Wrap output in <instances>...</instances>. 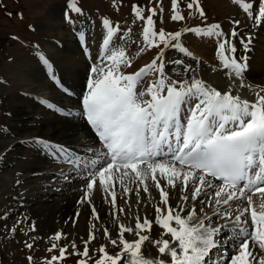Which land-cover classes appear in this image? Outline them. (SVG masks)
I'll list each match as a JSON object with an SVG mask.
<instances>
[{
    "label": "snow or ice",
    "instance_id": "snow-or-ice-1",
    "mask_svg": "<svg viewBox=\"0 0 264 264\" xmlns=\"http://www.w3.org/2000/svg\"><path fill=\"white\" fill-rule=\"evenodd\" d=\"M230 4L234 14L224 18L230 25L225 28L223 21L209 19L202 0H170L169 20L178 27L166 30L161 0L132 3V24H140L133 40L127 23L122 27L98 9L90 19L82 0H65L52 31H71L77 41L83 66L79 92L66 83L55 50L39 43L31 50L48 81L63 95L77 97V111L64 114L66 123L73 129L83 124L91 135L74 133L79 148L51 137L18 139L9 123L13 114L6 112L0 140L9 142L0 160L16 145H40L59 169L52 179L79 181L76 203L88 205L93 220L100 217L99 194L109 205L112 227L88 230L82 248L57 230L47 238L48 255L38 261L31 254L39 243L30 235L35 221L24 214L8 226L6 211L2 235L7 240L23 234L27 264H64L71 255L78 257L75 264H264V80L249 81L250 54L264 33V0ZM111 6L118 12L123 4L111 0ZM192 19L200 23L190 25ZM186 34L214 44V64L186 46ZM93 36L95 48L89 43ZM53 42L62 48L59 38ZM169 50L177 55L169 56ZM40 103L56 109L46 98ZM142 204L151 214L141 215ZM79 213L77 208L69 220L75 223ZM97 232L100 242L92 248Z\"/></svg>",
    "mask_w": 264,
    "mask_h": 264
},
{
    "label": "rangeland",
    "instance_id": "rangeland-1",
    "mask_svg": "<svg viewBox=\"0 0 264 264\" xmlns=\"http://www.w3.org/2000/svg\"><path fill=\"white\" fill-rule=\"evenodd\" d=\"M79 2L80 0H78ZM82 2L90 19L96 18L98 9L100 13L113 16L122 27L125 23L132 27L131 38L133 40L140 36L139 22L136 25L132 24L130 5L137 2L141 5H147L148 0H118L123 4L118 12L111 6V0H82ZM156 2L157 0H151L152 5H155ZM161 3L164 7L165 29L178 27L176 23L169 20L170 0H161ZM202 3L210 20L223 21L225 28L230 26L224 19L230 14H234L230 0H202ZM64 7L65 0H0V80L4 81V83H0V124L6 119L5 113L11 112L13 115L9 123L12 128V135L18 139L41 136L44 138L51 137L53 140L63 141L70 145L73 142L74 137L71 138L70 135V130L73 128L65 124V113L63 114L55 109L49 110L46 105L40 103L41 98L48 99L51 93L52 96L55 95L53 91L61 94L62 92L48 81L45 71L37 63L31 50L32 45L36 43H39L45 50H55L56 57L62 60L61 74L64 75L66 83L74 84L78 88L79 76L82 75L83 69L81 74L79 76L75 75V77L73 76L74 71L69 72L67 70L70 58L82 61L77 41L73 38L71 31H57L55 33L52 31V27L59 24V17ZM7 12H11V16L6 15ZM18 13H22V18ZM237 18L241 19L243 24V16ZM199 23V19L189 21L190 25ZM77 24H79V21H77ZM29 25H35L36 30H30ZM156 26L157 28L160 27L159 19H157ZM85 28H89L87 22ZM13 35L19 37V39H12ZM54 36L63 42L62 48L56 49L53 42ZM262 38H264V33H261L257 38L258 42L256 44L259 43L260 45ZM94 39L93 36L89 40L93 48L96 47V44L93 43ZM183 39L189 48L195 50L202 61H206L209 65L215 63L214 44L210 40L201 41L187 34ZM132 50H134L132 51L134 54L136 51L135 46ZM153 51L150 50L147 54H141V56L146 60L148 56L153 54ZM167 54L169 56L177 55L175 50H169ZM255 79L259 80L258 82L264 80V74H260ZM21 93H28V95H22ZM53 98L55 99V97ZM66 98L69 100L67 102H71L73 105L76 103V96L71 98L66 96ZM30 104L34 105V108L40 112L36 120L30 116L32 115ZM60 123H64L63 126L61 125V130L58 129ZM53 128H57L59 131L52 136L51 131ZM75 129L72 130V133L86 134L85 127L81 129L82 131H75ZM8 142L0 140V150ZM34 155H39V159L31 160ZM36 164H38V172L32 173L30 170ZM54 168L57 167L50 163V157L43 152L38 144L18 145L3 160H0V221L3 220V213L6 211L9 213L6 220L8 226H11L16 219H21L24 214L35 221L36 232L30 235H35L39 243L31 254L38 261H42L48 255L45 250L47 238L57 230L67 233L68 239H74L77 246L81 248L82 240L87 239V234L78 232L75 228L77 224L76 217H74L75 223L70 222V215H67L65 210L55 207L64 204L74 194L78 198L82 195L79 181L65 182L63 179L54 181L52 179L53 175L49 174ZM18 173L21 174L19 176L20 185L15 183ZM29 176L31 179H28ZM131 210L133 213L136 212L133 207ZM109 219L110 217L106 215L103 218L100 217V220H93L91 224L89 223V229L94 227L102 231L103 227L100 229L99 221L102 220L101 223L105 225ZM121 219L123 220L124 217H121ZM65 221H68V225H70L68 226ZM3 231V224L0 223V264H27L24 257L29 254V251L22 248L20 243L24 239L23 234L18 233L16 239L9 238L5 240L2 235ZM99 242V232H97V239L90 246L95 248ZM61 243H64V241L62 240ZM69 251H71L70 248ZM154 251L155 249H153ZM77 259L76 255L67 256L64 264H75Z\"/></svg>",
    "mask_w": 264,
    "mask_h": 264
},
{
    "label": "bare ground",
    "instance_id": "bare-ground-1",
    "mask_svg": "<svg viewBox=\"0 0 264 264\" xmlns=\"http://www.w3.org/2000/svg\"><path fill=\"white\" fill-rule=\"evenodd\" d=\"M260 41L262 43L260 45H259V43L256 44L255 50L251 53V56H250V62H251V65H252L251 69L252 70H251V73L249 75V77H250L249 78V81L252 82V83H259L258 82L259 80H257L258 78L257 79H255V78L258 77V76H260V74H264V38H262ZM80 57H81V54H80ZM188 59L190 60L191 58H188ZM68 61H69L68 62L69 64H67L68 65V69L67 70L69 72L70 71L71 72L74 71L73 72V76L74 77H75V75L79 76L81 74V72H82V69H83L82 61L81 60H75V59H72V58H70ZM51 89H52V87H51ZM76 91L79 92V86H78V88H76ZM53 94H55V95L52 96V93H51V95L48 96V99L50 98V100L52 101L51 102L49 100V102L56 104V109H55L56 111H57V109H59L58 112H61L63 114L66 113V112L76 113V111H77V109L75 107V104L76 103H74V105H73L71 102H67L69 100H67L66 96L64 97L63 94L58 93L57 91H53ZM53 97H55L56 100ZM29 107L31 108L30 113H32V115H30L31 118L36 120V118L39 117L38 115H40V114H38V113H40V112L37 111L36 108H34V105H32V104H30ZM77 119H79L78 116H77ZM62 124H64V123H60V126H58V129L61 130V128L63 126ZM65 124H67V123H65ZM84 127L86 129V134L91 135V133L89 132V130L83 124H81L79 127H77V129H75V131L76 130L77 131H82L81 129H83ZM58 129L57 128H53L52 131H51V135L53 136L54 134H56L57 131H59ZM72 130L73 129L70 130V132H71V134H70L71 135V138L74 137V133H75V132L72 133ZM75 134H78V133H75ZM16 146H18V145H16ZM16 146L14 148H16ZM71 146L72 147H75V148H79V145H76L74 142L71 143ZM33 159H39V155H34V157L31 160H33ZM37 165L38 164H36V166H34V167L31 168L30 171L32 173L33 172H38ZM49 174H51V175H53V174L58 175L59 174V169L58 168H54L52 171L49 172ZM29 178L31 179L30 176L28 177V179ZM116 190H117L118 193L120 192L119 185H117ZM53 193H50V194H53ZM80 197L81 196H79V198ZM145 199H147V197H145ZM77 200H78V196H76L74 194L73 196H71L70 198H68V200H66L64 204H62L60 206H57L56 205L55 207L58 208V209H61V210H65L66 211V214L67 215H70V216H73L75 210L77 208H80V213H79L78 216H76V222H77V224L75 225L76 226L75 228L77 229L78 232H83V234L86 235L87 234V231L90 230L89 229V226H90L91 222L93 221V219L91 218L90 207L88 205H86V204H84V205H78L76 203ZM131 200L133 201V206L132 207L136 211V207H135V204H134V201H135V196L134 195L131 196ZM118 203H119V201H118ZM95 205H96L97 210H98V212L100 214V217L103 218L106 215H108L110 217L109 221H107L105 225H103L101 223L102 220H101V222L99 221V223H100L99 225H101L100 226V229H101V227H109V229H111V227H112V220H111V214L108 211L109 205L102 203L99 194L95 198ZM101 210H103V211H101ZM140 213H141V215H149V214H151V209H150L149 206H147L145 204H142L141 207H140ZM100 217H99L98 220H100ZM70 222H72V221H70ZM67 225H68V223H67ZM85 228H86V230H85ZM84 232H86V233H84Z\"/></svg>",
    "mask_w": 264,
    "mask_h": 264
}]
</instances>
